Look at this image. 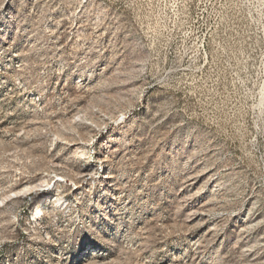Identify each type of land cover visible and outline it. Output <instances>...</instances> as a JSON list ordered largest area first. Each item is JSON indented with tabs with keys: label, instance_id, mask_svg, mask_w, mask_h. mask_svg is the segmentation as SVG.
Masks as SVG:
<instances>
[{
	"label": "rangeland",
	"instance_id": "obj_1",
	"mask_svg": "<svg viewBox=\"0 0 264 264\" xmlns=\"http://www.w3.org/2000/svg\"><path fill=\"white\" fill-rule=\"evenodd\" d=\"M0 264H264V0H0Z\"/></svg>",
	"mask_w": 264,
	"mask_h": 264
},
{
	"label": "bare ground",
	"instance_id": "obj_2",
	"mask_svg": "<svg viewBox=\"0 0 264 264\" xmlns=\"http://www.w3.org/2000/svg\"><path fill=\"white\" fill-rule=\"evenodd\" d=\"M82 157V155H78L77 156V158H81ZM105 158V157H104ZM102 160V163H104L105 162V160L104 159H101ZM81 175V177H86V176H89L90 175V173H89V171H87V170H83L82 172H78V175ZM105 174L107 175H110L111 174V172L108 170V169H106V172H105ZM50 183L51 182H48L47 180H44V182L42 183V184H40V185H38V186H35L34 188L33 187H27V188H25V189H23L22 190V192H24V193H27V192H33L32 194H43V193H47V192H49V187H50ZM59 184V181L58 180H55L54 181V183L52 184V186L53 187H55V186H57ZM43 185L45 186V187H47V188H42L43 187ZM53 189V188H52ZM35 196V195H34ZM37 202H39V201H37ZM59 203H61V201H59ZM58 203V204H59ZM41 203L39 202L38 203V206H37V208H35L36 209V213H35V215L33 216V220H34V222H38V220H40L41 219V217H42V212H41V210H39V205H40ZM40 222V221H39Z\"/></svg>",
	"mask_w": 264,
	"mask_h": 264
},
{
	"label": "built area",
	"instance_id": "obj_3",
	"mask_svg": "<svg viewBox=\"0 0 264 264\" xmlns=\"http://www.w3.org/2000/svg\"><path fill=\"white\" fill-rule=\"evenodd\" d=\"M42 217H43V213H42ZM42 217H41V218H42ZM32 218H33V217H32ZM31 221H32V222H34V220H33V219H31Z\"/></svg>",
	"mask_w": 264,
	"mask_h": 264
}]
</instances>
